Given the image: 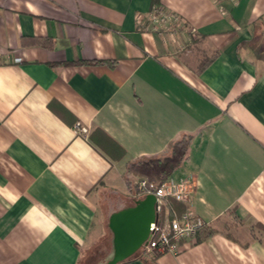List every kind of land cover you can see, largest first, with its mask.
Here are the masks:
<instances>
[{"label":"crops","instance_id":"0c3cea01","mask_svg":"<svg viewBox=\"0 0 264 264\" xmlns=\"http://www.w3.org/2000/svg\"><path fill=\"white\" fill-rule=\"evenodd\" d=\"M185 134L173 175L195 177L191 206L215 232L178 255L146 254L149 233L121 261L264 264L249 234L264 229V0H0V264H80L151 194L128 165Z\"/></svg>","mask_w":264,"mask_h":264},{"label":"built area","instance_id":"2783aa9c","mask_svg":"<svg viewBox=\"0 0 264 264\" xmlns=\"http://www.w3.org/2000/svg\"><path fill=\"white\" fill-rule=\"evenodd\" d=\"M150 18L155 27L170 28L177 20L174 14L166 13L162 7H154ZM21 57H15V61H21ZM87 132V128H82ZM147 179L140 178L137 183L139 193H152L161 201L174 199L184 204L185 210L180 213H173L165 221L159 219L151 223V235L144 251L148 253H170L178 255L182 252L186 243L195 241L198 231L208 226V223L196 214L192 208L191 196L196 188V180L192 174L176 177L173 174L161 183L147 182Z\"/></svg>","mask_w":264,"mask_h":264},{"label":"water","instance_id":"95a60500","mask_svg":"<svg viewBox=\"0 0 264 264\" xmlns=\"http://www.w3.org/2000/svg\"><path fill=\"white\" fill-rule=\"evenodd\" d=\"M155 195L147 194L135 207L112 215L109 226L113 232V252L104 264H118L130 256L151 233V223L156 219Z\"/></svg>","mask_w":264,"mask_h":264},{"label":"trees","instance_id":"16d2710c","mask_svg":"<svg viewBox=\"0 0 264 264\" xmlns=\"http://www.w3.org/2000/svg\"><path fill=\"white\" fill-rule=\"evenodd\" d=\"M103 62V61H95ZM108 63V61H104ZM112 64V63H110ZM192 140V135L185 134L184 136L174 141L166 154L161 156H148L141 157L133 162H131L127 167L126 178L127 183L131 188H134L138 191L137 183L140 178H145L147 182L161 183L163 180H166L171 176L178 167L182 166V163L187 158L188 148L190 146V141ZM113 141V145H117L120 149L117 157L123 156L125 150L121 145H118L116 141ZM116 157V158H117ZM160 218L159 220H161ZM214 228L208 226L204 227L202 230H199L198 237L204 238L212 235L215 231ZM128 261H122L118 264H127Z\"/></svg>","mask_w":264,"mask_h":264},{"label":"rangeland","instance_id":"374dc122","mask_svg":"<svg viewBox=\"0 0 264 264\" xmlns=\"http://www.w3.org/2000/svg\"><path fill=\"white\" fill-rule=\"evenodd\" d=\"M106 235L96 240H92L85 248H83V254L80 264H104L110 258L113 252V240L112 232L106 231ZM252 233V235H251ZM250 236H257L264 239V229L260 227L249 228ZM156 254V253H155Z\"/></svg>","mask_w":264,"mask_h":264}]
</instances>
